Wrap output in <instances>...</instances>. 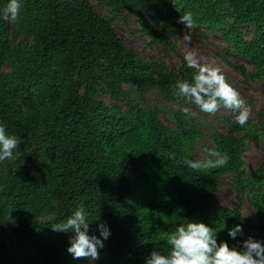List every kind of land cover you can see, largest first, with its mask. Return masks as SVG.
<instances>
[{
	"label": "trees",
	"instance_id": "16d2710c",
	"mask_svg": "<svg viewBox=\"0 0 264 264\" xmlns=\"http://www.w3.org/2000/svg\"><path fill=\"white\" fill-rule=\"evenodd\" d=\"M103 1L132 8L154 41L171 45L174 24L191 13L194 24L217 30L254 65V75L264 76V0ZM6 3L0 0V124L20 143L14 159L0 160V264H144L154 248H170L166 238L188 219L208 223L230 247L248 237L264 243V161L251 176L244 168L247 136L257 137L251 118L216 137L217 151L229 156L225 165L189 168L182 160L197 159L195 129L175 133L158 107L128 115L93 97L107 72L143 94L158 86L171 98L177 80H191L194 69L184 59L179 68L147 61L90 0H23L18 17L27 36L17 39L4 18ZM239 25L251 26L252 36ZM260 117L264 123V110ZM139 165L147 168L142 204L131 200L130 171ZM226 172L239 190L253 188L260 234L242 225L229 236L240 222L215 199ZM76 208L86 212L90 233L99 235L101 221L110 227L97 263L74 257L67 250L74 232L52 226Z\"/></svg>",
	"mask_w": 264,
	"mask_h": 264
},
{
	"label": "rangeland",
	"instance_id": "374dc122",
	"mask_svg": "<svg viewBox=\"0 0 264 264\" xmlns=\"http://www.w3.org/2000/svg\"><path fill=\"white\" fill-rule=\"evenodd\" d=\"M90 2L99 13L112 20L114 29L124 39L126 45L147 61L164 62L169 67L179 68L184 53L191 50L195 52L200 63L220 67L226 79L238 89L252 110L250 118L257 137L247 136L249 139L243 154L244 168L251 176L264 161V123L260 117V111L264 110V76L254 75V65L238 55L232 45L215 29L193 24L192 40L186 42L184 33L187 29L182 22H177L174 24L175 32L170 37L174 42L171 45L163 40L154 41L153 37L143 29L139 15L132 8L116 9L103 0H90ZM8 22L13 37L21 39L27 36L19 26L18 16L14 21L8 19ZM239 28L247 37L252 36L251 26L239 25ZM4 68L9 70L8 65ZM113 78V75L107 72L98 77L96 90L93 93L97 103L106 105L111 110L121 109L128 115L137 107L160 108L161 119L175 133L183 128H193L197 131L198 139L193 148L197 159L203 160L209 156V150H217L216 137L228 133L231 123L236 121V114L230 108L221 106L216 113L202 111L190 100L180 97L176 86L173 87V97L170 98L165 96L158 86L149 88L143 94L133 82ZM182 107L189 108V111H181ZM235 134L239 135L240 131H236ZM144 172H147V168L141 165L133 167L130 171L133 188L131 200L134 203L142 204L146 197L147 182ZM246 178L248 177L245 175L244 179L247 180ZM252 191V187L239 190L235 186L232 173L226 172L216 186L215 199L235 212L237 221L244 225L247 234H260ZM50 217L51 215L46 216V218ZM86 259L97 263L101 256L99 253L95 260H90L88 257Z\"/></svg>",
	"mask_w": 264,
	"mask_h": 264
},
{
	"label": "clouds",
	"instance_id": "9594fccd",
	"mask_svg": "<svg viewBox=\"0 0 264 264\" xmlns=\"http://www.w3.org/2000/svg\"><path fill=\"white\" fill-rule=\"evenodd\" d=\"M23 0H7L3 9L5 19L16 20ZM187 31L184 33L186 42L192 40L194 24L191 13L185 12L179 18ZM183 59L189 68L194 69L191 80L176 81L177 94L190 100L208 113H216L223 106L235 111L236 122L245 125L251 115V107L225 77L218 65L200 63L194 51H186ZM181 111L188 112L189 108L182 107ZM20 143L14 134H9L5 126L0 124V160L14 159V149ZM229 160L226 153L209 150V156L203 160L184 157L182 162L192 169H204L225 165ZM54 230L71 231L68 251L74 257H88L95 260L99 255V248L110 235V227L104 221L98 225L99 235L90 233L86 212L76 208L70 215L60 222L54 223ZM225 227V225H223ZM217 230L202 220L188 219L176 225L174 231L166 238L170 248L167 251L153 249L145 258L144 264H264V243L258 239L248 237L242 245L229 246L222 240L218 243L215 235ZM243 231L241 223L228 228L230 237H236Z\"/></svg>",
	"mask_w": 264,
	"mask_h": 264
}]
</instances>
